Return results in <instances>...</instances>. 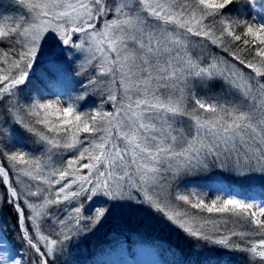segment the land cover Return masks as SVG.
<instances>
[{
    "label": "snow or ice",
    "instance_id": "obj_1",
    "mask_svg": "<svg viewBox=\"0 0 264 264\" xmlns=\"http://www.w3.org/2000/svg\"><path fill=\"white\" fill-rule=\"evenodd\" d=\"M5 208L0 264L113 220L264 264V0H0Z\"/></svg>",
    "mask_w": 264,
    "mask_h": 264
},
{
    "label": "rangeland",
    "instance_id": "obj_2",
    "mask_svg": "<svg viewBox=\"0 0 264 264\" xmlns=\"http://www.w3.org/2000/svg\"><path fill=\"white\" fill-rule=\"evenodd\" d=\"M8 11L11 12L12 10L9 9ZM253 183L257 185L256 192L258 193L260 191L258 186L260 182L253 181ZM209 195H215V193L210 192ZM113 222L115 223L114 225ZM136 225H138L136 221L113 220L101 229L95 237L81 245L80 250L75 252L73 256L66 257L62 264H114L120 259L124 260L123 264H160L156 256L151 254L146 248H143L142 245H137L136 249L132 247L133 251H129L127 256L121 255L126 248L124 247L126 246L124 241L128 234H122L119 228H121L120 230L129 229L131 230L130 234L135 236L138 233V229L135 228L137 227ZM112 227H117L118 229L112 232ZM140 228L143 234L147 232V234H151L150 237L158 238L157 233H155L159 230L157 227L143 226ZM90 253L92 256H90ZM114 256H120V258L110 259L114 258Z\"/></svg>",
    "mask_w": 264,
    "mask_h": 264
},
{
    "label": "trees",
    "instance_id": "obj_3",
    "mask_svg": "<svg viewBox=\"0 0 264 264\" xmlns=\"http://www.w3.org/2000/svg\"><path fill=\"white\" fill-rule=\"evenodd\" d=\"M2 217H7L9 222H12L11 212L5 208ZM138 233L135 236L130 234L131 230L120 231L122 234L127 233L125 243L127 246H132L137 243L149 245L153 247V250L159 254V257L165 264H177L179 261H185L187 264L188 259L195 260V256L191 254L190 245L180 238L176 233L168 229L157 227L159 230L157 233L158 238L150 237L151 234L142 233L140 224L136 225ZM140 226V227H139ZM117 227H112L116 229ZM118 229V228H117ZM121 229V228H119ZM11 235V234H10ZM148 235V236H147ZM232 264H245V258L239 254L232 257Z\"/></svg>",
    "mask_w": 264,
    "mask_h": 264
}]
</instances>
